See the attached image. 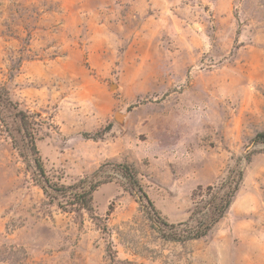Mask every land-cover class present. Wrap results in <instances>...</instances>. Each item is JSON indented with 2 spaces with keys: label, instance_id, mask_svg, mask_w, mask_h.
Masks as SVG:
<instances>
[{
  "label": "rangeland",
  "instance_id": "obj_1",
  "mask_svg": "<svg viewBox=\"0 0 264 264\" xmlns=\"http://www.w3.org/2000/svg\"><path fill=\"white\" fill-rule=\"evenodd\" d=\"M0 97V264H264V0H0ZM18 111L55 182L130 165L166 233L243 180L199 240L159 232L113 166L94 214L64 212Z\"/></svg>",
  "mask_w": 264,
  "mask_h": 264
},
{
  "label": "trees",
  "instance_id": "obj_2",
  "mask_svg": "<svg viewBox=\"0 0 264 264\" xmlns=\"http://www.w3.org/2000/svg\"><path fill=\"white\" fill-rule=\"evenodd\" d=\"M17 116L22 129L24 150H26L28 154H26V156L18 149L19 155L27 163V168L32 173L34 183L44 191L51 203L56 202L58 207L64 212H76L77 214L86 212L94 214L93 195L100 186L110 180V173L104 169L108 166H113L120 170L121 178L126 188L140 203L141 208L145 211L150 221L159 232L163 233V235L168 234L167 237L173 241L187 242L199 240L206 237L220 220L224 218L243 180V172L240 170L236 172L235 176L232 175L235 172L231 173L220 186L208 187L206 189L208 199L204 201L205 204L199 208V211L195 210L193 212L190 220L186 224L181 225L184 229H177L170 233H166L165 228L168 226L159 221L158 212L154 204L144 192L136 171L130 165L122 164L114 166L108 164L101 166L99 170L91 176L80 179L72 185H62L55 182L46 172L37 147V137L42 128L40 121L37 119L38 117L33 115L32 120L29 121L26 115L21 111H18ZM259 143H264V134L262 133L257 134L252 141L253 145ZM16 145L17 143H15L13 139V146L15 148ZM107 175H109V177L101 181V176L103 178ZM200 192H202L201 188ZM203 195L197 194L195 196L202 197Z\"/></svg>",
  "mask_w": 264,
  "mask_h": 264
}]
</instances>
